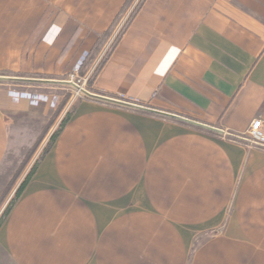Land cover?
Segmentation results:
<instances>
[{
  "label": "crops",
  "instance_id": "1",
  "mask_svg": "<svg viewBox=\"0 0 264 264\" xmlns=\"http://www.w3.org/2000/svg\"><path fill=\"white\" fill-rule=\"evenodd\" d=\"M127 3L0 0V75L60 79L88 53L90 92L223 134L77 99L0 225V264H264V147L239 138L264 124V0ZM21 86L0 82V181L18 125L60 102Z\"/></svg>",
  "mask_w": 264,
  "mask_h": 264
},
{
  "label": "rangeland",
  "instance_id": "2",
  "mask_svg": "<svg viewBox=\"0 0 264 264\" xmlns=\"http://www.w3.org/2000/svg\"><path fill=\"white\" fill-rule=\"evenodd\" d=\"M131 4H132V0H128V3L125 5L124 9H122L120 16L125 14V11L128 9V7L131 6ZM137 5L138 3H136L135 6H133L132 10L128 14L126 13L128 15L126 21L130 18L133 11L136 9ZM126 21H125V25H126ZM123 27L124 24L110 42V45L108 46V50L113 46L114 42L116 41L121 31L123 30ZM111 32L112 29L105 35L104 38L101 39V41L102 42L106 41L107 38H109ZM101 41L99 45L101 44ZM67 76L68 74L65 77L60 78L58 80H67ZM79 76L82 77L81 74ZM89 81L90 78L87 79L83 85V88L88 91H90L88 89ZM18 85H22L21 87H25L24 89L31 90L32 92L57 94L60 97V102L56 111L51 115L50 118L46 116V118L43 120L32 119L31 121H28V123L25 122L26 125L28 124L27 126H23V124L20 123L17 127L18 129L26 127L28 128L27 129L28 131L23 132L21 129L22 131L21 134L19 133L18 135L14 136L13 138L14 149L12 153H10V156H8L9 164H7L4 172L2 173V179L0 181V219L2 220V222L6 217L5 216L2 219V215L4 214L6 209L10 206V204L11 206L14 205L13 198L18 186L24 180L26 175L38 164L48 144H50L49 142L50 136L55 131L58 130L62 119L66 115L69 116L71 115L77 99L84 97L81 93H79L70 86H51V85H32V84H18ZM64 106H66L65 112L62 113L59 119H56L59 111Z\"/></svg>",
  "mask_w": 264,
  "mask_h": 264
},
{
  "label": "water",
  "instance_id": "3",
  "mask_svg": "<svg viewBox=\"0 0 264 264\" xmlns=\"http://www.w3.org/2000/svg\"><path fill=\"white\" fill-rule=\"evenodd\" d=\"M0 82L17 83V84H32V85L70 86L88 99H92L95 101H99L102 103H106V104H110V105H114V106H118L122 108L150 113V114L160 116L163 118L172 119V120L193 126L195 128L201 129V130H205V131H209V132H213L217 134H223V131L216 127L206 125L201 122H198V121H195V120H192V119H189V118H186V117L174 114V113H169V112L153 109L147 106L139 105L136 103L120 100L117 98H113V97H109V96H105L101 94H96L68 80L0 75Z\"/></svg>",
  "mask_w": 264,
  "mask_h": 264
},
{
  "label": "built area",
  "instance_id": "4",
  "mask_svg": "<svg viewBox=\"0 0 264 264\" xmlns=\"http://www.w3.org/2000/svg\"><path fill=\"white\" fill-rule=\"evenodd\" d=\"M88 58V53H84L80 60L78 61V64L75 65L70 72L68 73L67 80L72 81L73 83L77 85H81L83 87L86 79L83 77H80V70L81 67L84 65ZM239 138L242 141L255 144L261 147H264V124L260 119H254L247 130V132L244 135H240Z\"/></svg>",
  "mask_w": 264,
  "mask_h": 264
},
{
  "label": "trees",
  "instance_id": "5",
  "mask_svg": "<svg viewBox=\"0 0 264 264\" xmlns=\"http://www.w3.org/2000/svg\"><path fill=\"white\" fill-rule=\"evenodd\" d=\"M89 83H90V81H89ZM89 83H88V85H89ZM88 89H89V88H88ZM89 90H90V89H89ZM69 118H70V116H69V115H66V116L62 119L61 124H60L58 130L55 131V132L50 136V140H49L50 144H48V146H47L45 152L50 148V146L52 145V143L55 141V139H56V137L58 136L59 132L61 131V129L63 128V126L68 122ZM45 152H44V153H45ZM34 171H35V167H34V168H33V169H32V170L26 175V177L24 178V180H23V181L20 183V185L18 186V188H17V190H16V192H15L14 198H13V200H14L13 202H14V203H15V201L19 198V196L22 194L24 188L26 187V185H27L29 179L31 178L32 174L34 173ZM13 202H12V203H13ZM12 206H13V205H12ZM12 206H11V204H10V206L6 209V211H5L4 214L2 215V219H3L5 216L8 215V213H9V211H10V209H11ZM1 222H2V220L0 219V225H1Z\"/></svg>",
  "mask_w": 264,
  "mask_h": 264
}]
</instances>
